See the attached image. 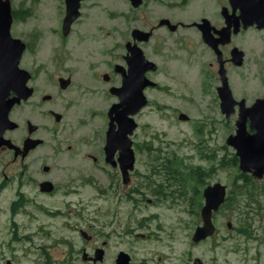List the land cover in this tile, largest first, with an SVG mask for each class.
<instances>
[{
	"label": "flooded vegetation",
	"instance_id": "flooded-vegetation-1",
	"mask_svg": "<svg viewBox=\"0 0 264 264\" xmlns=\"http://www.w3.org/2000/svg\"><path fill=\"white\" fill-rule=\"evenodd\" d=\"M8 3L9 34L23 43L19 61L23 53L32 55L36 48L41 50L46 41L44 37L50 34L47 39L50 40V73H44L45 82L50 83V93L37 91L36 77L41 72V64L34 69L18 66L28 74L25 84L30 93L12 104L6 118L0 116V194L12 190L5 210L9 216H18L30 224L38 216L50 220V216L59 215L57 228L65 232L61 238L57 237L56 244H63L66 249L61 252V264L75 258L79 264H161L168 258L161 253L167 249L165 242L180 239L182 218L162 219L159 212L168 209L150 210L147 207L174 197H192L189 213L195 217L194 229L201 224L203 189L215 183H205V173L208 179L216 168V161H209L201 168L188 166L185 161L135 160L138 150L145 155L150 149L146 140L142 148L135 142L134 131L138 126L135 117L151 103L154 97L151 89L166 88L156 82L157 62L154 58L166 50L167 39L189 58L195 57L199 50L211 55L213 61H208L207 65L215 69L218 84L211 76V81L201 80L200 84L203 82L206 87L215 89L219 111L216 88L221 83L217 69L218 61H222L232 104L228 98V117L220 114L233 124L221 147L231 149L234 154L235 148L227 144L226 139L236 135L235 121L243 120L245 135L250 136L255 134V128L249 126L256 120H264V103L256 102L264 98V93L255 92L264 86L249 88L239 79L238 73L245 61V39L251 38V34L258 38L264 36V27H258L252 18H246L247 23L242 17L240 2L230 0H8ZM235 49L242 54L239 63L233 56ZM136 67L140 70L138 78L134 74ZM136 86H140L145 104L135 113H127L136 127L121 136L117 134L122 129L119 126H124L125 131L129 122L124 118L121 123L122 114L119 113L127 109L125 105L133 97ZM13 95L10 91L8 98ZM33 98L34 103L29 102ZM102 99L105 104L99 115L98 103ZM121 100L125 105L120 103ZM26 105L31 108L22 111ZM2 106L0 113L4 109ZM15 110L22 111L18 121L12 118ZM109 110L113 112L108 114ZM180 113L183 112L174 111L177 120ZM183 114L186 119L180 121L191 122L193 117ZM31 115L50 120L49 138L40 133V128L46 132V125L41 127L34 123ZM96 115L102 116L99 130L93 124ZM111 124L115 139L106 150L109 153L112 150L110 156L104 146ZM198 130L195 127L196 133ZM127 140L132 161L124 180L119 168L124 161L120 152L125 149ZM244 140L235 141L243 143ZM44 145L49 148L48 155H35ZM199 148L203 151L200 143L197 150ZM213 151V147L206 149L207 158ZM30 156L46 158L48 162L26 160ZM163 166L167 168L162 169ZM181 166L185 167L182 169ZM196 168L206 169V172H202L200 178L187 176L186 190L172 183L174 174L182 176ZM245 174L253 181L252 185L261 184L264 179V176L256 179L250 172ZM86 187L94 193L85 192ZM262 194L233 189L227 193L225 186L223 202L210 213L213 233L191 242L195 245L208 243L213 250L215 235L218 236L215 216L222 207L229 205L225 199L241 196L247 207L248 201ZM44 197L46 204L41 201ZM54 197L59 199L63 209H50V198ZM97 200L100 201L98 205L94 203ZM91 205L94 208L87 209ZM232 212L229 216L235 225L231 220L225 221L222 241L239 236L242 240L228 246V251L240 252L242 264H264V212L245 206ZM12 227L15 228L14 223ZM46 227L50 228V222ZM47 235L48 232H44L43 236ZM196 258L199 259L195 257L191 262ZM6 262L11 264L9 259L3 263ZM200 262L204 264L202 260Z\"/></svg>",
	"mask_w": 264,
	"mask_h": 264
},
{
	"label": "rangeland",
	"instance_id": "rangeland-1",
	"mask_svg": "<svg viewBox=\"0 0 264 264\" xmlns=\"http://www.w3.org/2000/svg\"><path fill=\"white\" fill-rule=\"evenodd\" d=\"M262 33L264 34V31ZM253 37L255 36L251 34L252 40H250L251 38L245 39V46H243L245 61L238 73L239 79L247 87L261 88L264 86V36ZM49 38L50 34L44 37L46 41L43 42L41 50L36 48L32 55L27 52L23 53L18 65L19 67H27L26 69H34L38 64H41V72L36 77V87L37 91L45 93H50V83L44 80V73H50V40H47ZM154 59L158 64H156V82L160 87L166 86V88L151 89L150 92L154 96L151 103L135 117V122L138 125L134 131L135 142L142 148L143 142L146 140L150 148L145 155L144 152L138 150L135 153V160L137 162L150 161L149 156L154 155L155 148H160L161 151H166L167 155L171 153L178 155L188 166L198 165L205 168L209 161L215 160L214 157L217 158L221 153L231 154V149L223 150L221 146L224 143L225 135L232 130L233 121H225L218 108L215 89L208 88L203 84V82L211 81V77L216 79L215 69H211L207 65L208 61H213L212 56L199 50L195 57L189 58L167 39L166 50ZM154 59L151 58L152 61ZM201 80H203L202 84H200ZM160 82L163 83L160 84ZM214 82L217 85L218 79ZM263 91L264 89L255 92L260 94L261 92L264 93ZM29 102L34 103V98ZM104 104V99L98 103L97 112L99 115L102 113L101 106ZM23 108L22 111L25 110L26 112L31 106L26 105ZM175 110H180L187 116H192L193 119L191 122L177 120L174 115ZM22 111H13L12 118L14 121L19 120L17 117L21 115ZM99 115H96L93 121L98 130L102 126V116ZM31 119L41 127L46 125V132L40 128V133L46 134L45 138H49L50 120L47 117L37 115H31ZM195 127L199 128L197 133ZM48 143L50 142L48 141ZM199 143L205 152L200 148L197 150ZM208 146L211 149L214 148V151L209 154V158H207L206 152ZM48 153L49 148L44 145L36 151L35 155H48ZM26 160L48 162L46 158H31V156ZM237 170V166L235 168H215L208 179L205 177V183L220 182L226 186L227 193H230L232 192L231 182L236 177ZM11 191L8 189L0 194V264H4L5 259H9L11 264H44L45 262L46 264H61L63 260L61 252L66 249H64L63 244H58V242L56 244L57 237L61 238L65 232L64 229L57 228L61 219L60 216H50V220L47 217L38 216L31 224L26 223L18 216H9L5 208H7ZM85 192L94 193L92 189L87 187ZM248 192L251 194L261 192L263 194L248 201L249 206L247 207L243 197L232 195L226 201V204L228 202L229 205L225 208L222 207L215 216L218 236L215 235V248L213 250L208 247V243L195 245L191 242L190 236L196 223L195 217L189 213L191 206L186 201L174 197L170 200L166 199L158 205L148 206L147 208L150 210L155 208L168 209L169 211L159 212L162 219L171 218V216L182 218L183 226L180 239L172 243L165 242L167 249L161 253L168 258L161 264H185L191 262L195 257L202 260L204 264H242L239 259L240 252H229L227 249L231 244L240 242L242 238L239 236L222 241V235L226 232L225 221L232 219L229 214H232L233 210L245 206V208L250 207L252 210L264 212V179L261 184L250 186ZM41 201L44 204L47 203L45 197L41 198ZM94 203L98 205L100 201L97 200ZM199 204H201L200 200ZM55 208H64L57 197L50 198V209ZM93 208V205L87 207L89 210ZM48 222H50V228L46 227ZM12 223L15 224V228L12 227ZM231 224L235 225L232 220ZM44 232H48L49 235L43 236ZM233 235H235V231ZM66 264H79V260L75 258Z\"/></svg>",
	"mask_w": 264,
	"mask_h": 264
},
{
	"label": "water",
	"instance_id": "water-1",
	"mask_svg": "<svg viewBox=\"0 0 264 264\" xmlns=\"http://www.w3.org/2000/svg\"><path fill=\"white\" fill-rule=\"evenodd\" d=\"M230 1L240 2L239 8L242 12V17L245 18L246 22L248 21L246 18H252L251 21L256 22L258 27H264V0H230ZM9 24H10V16H9L8 0H0V106L3 105L2 107H4L3 112L0 113L1 119L6 118L7 111L12 106L13 103L18 102L20 98L25 99L30 93V89L25 84L28 74L25 70L18 67L20 54L23 50V43L16 39H13L10 36ZM235 52L236 54H233V56L236 59H238V62L236 63H239L242 54L236 49ZM218 57H219V53H218ZM134 70H137L135 71L134 74L137 75L138 78V76H140V74L138 73L140 70H138V67H136ZM217 74L219 81L221 83V85L216 88L218 97L220 99L219 102L220 112L224 114L225 117H228L230 112L229 110L230 106L227 104V100L228 98H230L229 101L231 104H232V100L226 85V79L224 76L222 61H218ZM10 91L13 92L14 95L8 98V94ZM135 92L133 94V97L130 98L129 103L125 105V101L122 102L121 100L120 102L121 104H124L127 107L126 110H123L121 113H119L122 114L120 116L122 119L121 123H123L124 118L129 122L127 126L128 129L125 131H123L124 126L122 125L119 126V129L120 128L122 129L119 132L117 131L118 132L117 134H121V136L123 134H124L123 136H125L126 133L128 134L131 133L134 127H136V123H134L132 119L127 117V113H135L140 107H142L145 104V100L143 99V96L141 94L140 86L136 88ZM134 95L136 99L134 98ZM134 99L135 101L131 105V101H133ZM256 102L264 103V98L258 99L256 100ZM112 112H113L112 110H109L108 114ZM178 119L184 120L186 119V116L180 113L178 115ZM7 122L9 123V121ZM254 122L255 123L252 122L253 125H250L249 127L253 129L255 128L254 129L255 134L246 136L244 131V121L243 120H239V122L235 121L236 135L234 134H233L234 136L229 135L226 139V143L231 145L233 148H235L234 154L238 159V164H237L238 170L243 173L250 172L253 177H255L256 179H260L264 176V120H256ZM111 126L112 124L109 127L110 130L107 131V138H106L107 141L104 146L105 151L109 149L110 144L113 142V139H115V136L113 137L114 132H111L113 130V126L112 127ZM243 138H245L244 140L245 142L243 141V143L242 142L238 143L235 141L237 139L243 140ZM232 139L234 140V142H231ZM128 145H129V141L127 140L126 145L124 147L125 149L120 152V156L122 157L121 159H123L124 161L119 168L121 169V175L124 178V180L127 177L126 170L127 168H130L129 163L132 161V156L130 150L128 149ZM111 152L112 150L110 151V153L109 152L107 153H109L111 156ZM224 194H225V186L219 182H215L212 185H207L203 189L202 195L204 197V200L200 208L201 224L197 225L193 229V232L190 237V240L192 242H197L213 233L214 227L212 222L210 221V213L211 211H216L219 205L223 202ZM226 224L229 225V222H227ZM5 264H8V262H6ZM190 264H201V262L199 259L196 258Z\"/></svg>",
	"mask_w": 264,
	"mask_h": 264
},
{
	"label": "trees",
	"instance_id": "trees-1",
	"mask_svg": "<svg viewBox=\"0 0 264 264\" xmlns=\"http://www.w3.org/2000/svg\"><path fill=\"white\" fill-rule=\"evenodd\" d=\"M154 155H152L151 157L149 156V160L150 161H171V162H182L183 159L181 157H179L178 155L171 153V154H166V151H161L160 148H155L154 150ZM160 151V153L158 154V152ZM216 161V168H235L236 166V157L234 154H227L225 152L221 153V155H219L217 158H215ZM164 168L162 169H166L167 167L163 166ZM182 167V166H181ZM185 166L182 167V169ZM152 168H156L155 166H153ZM202 172H206V169H202V171L198 168L196 169H191L189 170V172L187 174H174L173 176L175 177L174 181H172L173 184H178L179 186H182V188L184 190H186V185H187V176L195 178L198 177L200 178L202 176ZM237 175H235L236 177H234L232 179L231 182V187L233 189V191H248L249 185H252L253 181H251V179L249 178L248 175H246L245 173H240L238 172V170L236 171ZM205 177H206V173H205ZM176 180V181H175ZM236 181H239L240 183H236ZM193 199L194 198H185L182 199L183 201L188 202V204L191 206L193 205ZM230 198L225 199V201L229 200ZM199 205V204H198Z\"/></svg>",
	"mask_w": 264,
	"mask_h": 264
}]
</instances>
